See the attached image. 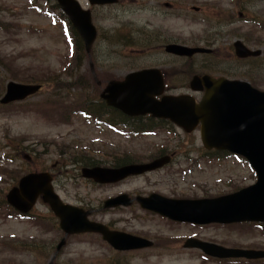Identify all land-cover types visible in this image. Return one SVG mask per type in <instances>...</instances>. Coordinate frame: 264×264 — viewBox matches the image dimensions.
<instances>
[{"label":"rangeland","instance_id":"1","mask_svg":"<svg viewBox=\"0 0 264 264\" xmlns=\"http://www.w3.org/2000/svg\"><path fill=\"white\" fill-rule=\"evenodd\" d=\"M30 1L0 0V97L10 80H44L48 83L43 81L41 90L21 102L0 105V194L4 195L10 180H17L25 170L39 168L42 164L50 166L59 160V149L63 148L68 150L67 156H73L75 166L68 162L69 165L61 167L56 192L62 200L90 209L91 220L146 236L156 245L137 250H115L99 234L83 233L68 236L65 244L55 252L62 233L53 229L47 208L37 203L33 210L35 218L11 219L0 195V264H48L50 261L52 264H264V261H220L204 255L198 248L182 246L187 236L194 235L200 240L224 246L264 249V225H192L165 220L139 207L131 211L102 207L106 198L120 192L141 193L158 189L166 190V193L175 190L174 194H190L191 187L202 181L201 193L215 195L251 184L255 177L244 161L233 157L215 161L203 174H183L181 170L185 166L180 162L174 170L166 168V171H156L118 184H95L81 177L78 171L79 166L84 165L83 160L109 165L120 154L142 160L149 152L146 147L154 142H171L178 137V140L199 145V135L197 131L186 135L176 129L128 139L108 130L101 133V129L85 123L76 110L100 90L89 73L88 59L84 58L81 68L73 71L75 57L71 56L70 44L63 36L60 23H54L55 17L49 10L31 7L32 4L52 7L53 0L47 4L34 0L31 5ZM79 1L86 5V0ZM165 1L172 3L173 7L165 8ZM178 1L123 0L120 5L98 8V19L94 22L99 27L100 38L92 52L98 79L103 81L123 75L131 64L166 60L177 61L169 73L177 72L179 76L181 73L185 76L196 71L218 69L217 65L229 59L230 44L240 39L249 47L262 49L261 59L248 68L252 73L250 80L246 81L264 90V32L256 27L258 21L264 24V0H180L182 11H186L184 18H177L178 15L165 17V13H175ZM193 7H199L201 12L197 13ZM120 27L121 30H116ZM123 27L137 30L142 36H130ZM145 28L148 33H142ZM159 40L205 46L212 48L213 52L196 56L182 65L179 59L161 51L147 56L132 53L146 42ZM169 68L170 64L166 63V69ZM70 73L82 78L81 82L75 81V77L70 79L68 90L65 82ZM55 74L59 79L54 77ZM40 104L42 109L38 108ZM21 141V146L30 147L29 155L33 160L23 157L24 149L15 154L24 163V170L18 173L19 170L14 169L16 165L4 163V158L6 150L15 157L6 145ZM135 146L138 154L128 153L134 151Z\"/></svg>","mask_w":264,"mask_h":264},{"label":"water","instance_id":"2","mask_svg":"<svg viewBox=\"0 0 264 264\" xmlns=\"http://www.w3.org/2000/svg\"><path fill=\"white\" fill-rule=\"evenodd\" d=\"M92 3L113 2L115 0H90ZM82 36L86 49L93 38L94 29L88 11L80 9L74 0H58ZM235 52L240 57L257 55L260 50H249L240 41L234 43ZM168 51L177 54H191L203 51L202 48H187L169 45ZM190 86L193 90L205 89L199 102L190 95H163L159 100L154 95L163 89L161 76L156 69L130 73L124 81L112 82L101 94L108 104L128 114L150 113L167 117L184 131H191L200 123V138L206 147L226 149L244 156L256 172L254 184L235 193L214 199L201 200H142V206L158 211L162 215L192 223H230L238 221L264 222V91L252 87L247 82L215 80L209 77H193ZM37 86L9 83L2 102L23 98ZM107 92V94H104ZM167 161V157L145 164H130L109 169L102 167L85 168L82 173L96 182L117 181L129 174H139L154 169ZM19 191V190H18ZM21 197L25 205H30L38 194L47 202L60 218V226L67 233L98 231L116 249H130L149 246L150 241L130 234L109 231L107 227L88 221L86 214L61 202L51 190L46 173L28 174L20 180ZM19 192L14 191L10 202L19 208L16 201ZM125 195L110 198L105 207L125 203ZM63 243L60 242L58 247ZM186 246L201 247L207 254L216 257L264 258V250L224 247L221 245L189 239Z\"/></svg>","mask_w":264,"mask_h":264},{"label":"flooded vegetation","instance_id":"3","mask_svg":"<svg viewBox=\"0 0 264 264\" xmlns=\"http://www.w3.org/2000/svg\"><path fill=\"white\" fill-rule=\"evenodd\" d=\"M164 5L166 7V5H169V3H167L166 1L164 2ZM100 7V6H99ZM164 75L166 76V70L164 72ZM166 78V77H165ZM198 96H201V94H198ZM110 109V111L106 112V114L104 115V119L102 120L103 122V126L107 128V126L109 124H115V126L117 127H126V128H131L132 130L135 129L137 126L141 125L143 128L147 127V126H154L155 128L158 129L161 126H166L167 121L163 120V119H154L148 115H145L144 117H139V116H134V117H128L126 116L125 120L121 119V114L116 111ZM20 144V143H19ZM19 144H14V145H19ZM134 144V142H133ZM32 145V144H31ZM10 146V144H9ZM149 151L147 152V157L143 158L142 160L140 159H133V158H127L126 156H122V154H120L119 158L115 159L113 162H111L109 165H106V163H101L102 166L105 167H120L122 165L125 164H130V163H137V162H148L154 159H157L161 156H170V160L167 164H164L162 167H160L159 169L155 170V171H161L164 170L166 171V168H171L172 170H174V168H178L179 167V163L182 162V164L185 166L184 169L181 170V172H183V174L187 175H194V174H203L206 170L207 167L209 165H212L215 163V161H218V157H217V152L213 151V150H206L201 144L197 145L194 142H188L186 140H173L171 142L166 141V140H162L159 142H154L152 146H147L146 147ZM25 150L23 153V157H25L28 161H32V155H29L30 153V147L24 145V146H19V152L21 153L22 150ZM60 156L57 157V159L60 160H55V162H53L52 164H50V166H45L44 164H42L39 168H34L33 170L30 171H47L49 172L50 176H51V184L54 188V190L59 186V177L61 174V167L62 166H67L69 164H67L69 162V160H74L73 156H67V152L68 150L60 148ZM134 151H129L130 152H135L138 154V147L135 146V149H133ZM32 153V152H31ZM34 153V152H33ZM126 153V152H125ZM195 154V155H193ZM211 155V157H210ZM17 156L13 157V156H7L5 158V163L7 164H13L16 165L14 167V169L19 170L18 173L22 170H24V163L22 160H19L18 158H16ZM18 161H20L22 164H17ZM75 166V165H73ZM80 169V168H79ZM12 171V168H9V173ZM154 171V172H155ZM28 172V171H27ZM80 172V171H79ZM130 178V177H128ZM20 178H18L17 180H10V183H8V187L7 190L5 191L4 195L0 194L2 196V204L4 205V207L10 211L11 208L9 205H7L6 200H5V195L13 188L16 187L18 184ZM127 179V178H126ZM125 180V179H124ZM122 180V181H124ZM120 181V182H122ZM118 182V183H120ZM201 182L199 184H195L194 186L191 187L190 189V194H174L175 190H173L172 192L166 193V190L160 191L158 189L153 190V191H143L141 193L138 192H133V193H126L128 201L127 205H117L114 208L115 209H123V210H133L135 207H139L138 201H137V197L141 196V197H147L152 193H156L160 196H163L164 198L168 197V198H190V199H194V198H205V197H209L210 195L208 194H202L201 193ZM117 184V183H115ZM212 186V184H211ZM208 188V187H207ZM196 191H200V193H197ZM218 194H222V193H217L215 195ZM2 208V207H0ZM141 209V208H140ZM144 212H149V214H153V215H157L153 212L147 211V210H143ZM159 216V215H158ZM161 218L165 219V217L160 216ZM146 237V236H145ZM152 246L156 245V242L152 241ZM150 247V248H151Z\"/></svg>","mask_w":264,"mask_h":264},{"label":"trees","instance_id":"4","mask_svg":"<svg viewBox=\"0 0 264 264\" xmlns=\"http://www.w3.org/2000/svg\"><path fill=\"white\" fill-rule=\"evenodd\" d=\"M260 27H261V30H264V24L261 25ZM257 43H259V42L257 41ZM256 59H258V57Z\"/></svg>","mask_w":264,"mask_h":264}]
</instances>
